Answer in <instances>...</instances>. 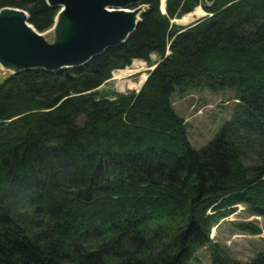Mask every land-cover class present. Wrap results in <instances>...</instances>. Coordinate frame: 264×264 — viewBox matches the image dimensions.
Returning a JSON list of instances; mask_svg holds the SVG:
<instances>
[{"label":"trees","instance_id":"1","mask_svg":"<svg viewBox=\"0 0 264 264\" xmlns=\"http://www.w3.org/2000/svg\"><path fill=\"white\" fill-rule=\"evenodd\" d=\"M125 43L86 65L30 70L0 83V264L242 263L209 232L245 205L264 217V0H142ZM201 6L188 27L171 20ZM38 32L58 10L46 0H0ZM169 52V54H167ZM159 62L138 93L98 88L134 60ZM231 90L230 121L201 149L171 98ZM259 162L246 167L250 153ZM239 228L259 234L250 223Z\"/></svg>","mask_w":264,"mask_h":264},{"label":"water","instance_id":"2","mask_svg":"<svg viewBox=\"0 0 264 264\" xmlns=\"http://www.w3.org/2000/svg\"><path fill=\"white\" fill-rule=\"evenodd\" d=\"M204 1L208 5L214 2ZM46 3L58 10L51 42L28 23L23 10L10 7L0 10V66L13 70L12 75L82 67L106 50L125 43L144 12L142 0H46Z\"/></svg>","mask_w":264,"mask_h":264},{"label":"rangeland","instance_id":"3","mask_svg":"<svg viewBox=\"0 0 264 264\" xmlns=\"http://www.w3.org/2000/svg\"><path fill=\"white\" fill-rule=\"evenodd\" d=\"M162 1L160 0L159 10L162 14H165V3L164 13L161 11ZM204 3L209 6L205 1ZM196 8H200L204 15L193 16L191 12L189 16L186 14L179 19L171 20V24L185 28L207 16L201 6ZM142 9L145 11L147 6L143 5ZM184 17L187 19L184 20ZM49 30L41 34L51 38L52 35ZM134 61L138 62L136 67L133 66ZM134 61L129 67L122 69L133 70L131 74L116 80L113 76L119 70L112 72L111 78L101 85L98 91L109 98L113 97V94L138 92L142 85L138 89H130L128 87L129 83L138 84L141 77L145 76V79L148 78L149 73L154 70L159 62V57L156 54H151L147 62L142 60ZM10 75L8 71L0 66V83ZM171 102L176 114L186 123L187 138L190 145L196 149H201L211 142L215 134L226 122L230 121L234 106L237 103L231 90L213 92L209 89L192 90L184 96L175 94L172 96ZM259 159L258 155L251 152L245 160V166L249 167L257 164ZM240 223L253 224L260 230V233L255 234L250 231H243L239 228ZM209 238L211 240L210 244L216 246L222 254H226L242 263H248L258 253L264 252V217L253 215L245 205L239 204L236 206L235 212L211 227ZM211 254L210 245L199 248L194 252L195 261H192L191 264H210Z\"/></svg>","mask_w":264,"mask_h":264},{"label":"bare ground","instance_id":"4","mask_svg":"<svg viewBox=\"0 0 264 264\" xmlns=\"http://www.w3.org/2000/svg\"><path fill=\"white\" fill-rule=\"evenodd\" d=\"M161 10H162V11L164 10V4H163V3L161 4ZM189 15H190V14H188V16H189ZM191 15H193V16H202V15H204V12H203L200 8H196L195 11L191 13ZM186 17H187V16H186ZM186 17H184L183 19L186 20V19H187ZM56 23H57V22H55V24H56ZM187 24H188V23H187ZM54 28H55V25H54V27H52V28L49 30V33L52 35L51 38H47L44 34H42V36H44L45 39L49 40V42H51V41L53 40V38H54V35H55V34H54ZM137 63H138L137 61H136V62L134 61L133 66L136 67ZM144 64H145V63H144ZM2 68H3V67H2ZM3 69L6 70V71H8V72L12 75L13 70H8V69H5V68H3ZM140 69H141V68H140ZM135 70H136V69H135ZM132 72H133V70H131V69L119 70V71H117L116 74H114L113 78L116 79V80H119V79H121L123 76H127V75L131 74ZM144 80H145V76L141 77V79H140V81H139L138 84H135V83L130 82L128 87H129L130 89H138V88L142 85V83H143ZM147 80H148V79H147Z\"/></svg>","mask_w":264,"mask_h":264}]
</instances>
